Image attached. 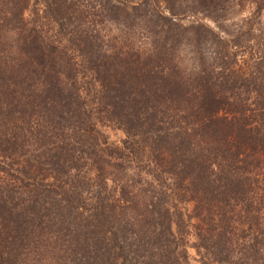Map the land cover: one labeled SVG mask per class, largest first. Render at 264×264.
I'll return each instance as SVG.
<instances>
[{"label":"trees","instance_id":"obj_1","mask_svg":"<svg viewBox=\"0 0 264 264\" xmlns=\"http://www.w3.org/2000/svg\"><path fill=\"white\" fill-rule=\"evenodd\" d=\"M97 1L0 0V264H264V4ZM118 13L190 76L109 54Z\"/></svg>","mask_w":264,"mask_h":264},{"label":"rangeland","instance_id":"obj_2","mask_svg":"<svg viewBox=\"0 0 264 264\" xmlns=\"http://www.w3.org/2000/svg\"><path fill=\"white\" fill-rule=\"evenodd\" d=\"M29 4H34L38 2L37 6L39 8L38 12L41 15H44L45 6L43 3H41L42 0H27ZM69 2V11L72 9H75V7L81 8L83 14V18L79 20L78 25L80 26L83 23H88L89 21L93 22V25L95 26L97 22L94 20L97 19V16L94 12V8L89 5V3H97V0H67ZM101 1V0H100ZM110 1V0H109ZM234 3H237L241 5L235 6V14L233 17L232 22H237L238 16L239 18L243 17H249L251 16V12L254 11V3H261L264 4V0H231ZM88 6L86 7L85 5ZM76 10V9H75ZM184 12L179 14L176 17V22L179 25L180 31H187V33H191L192 29L197 28V21H200L197 19L198 14H196L194 11H189L187 8L183 10ZM165 15H168V12L164 11ZM261 18H264V8L261 10ZM126 14H119L118 17L119 20H113V21H103L101 24H99L101 28V32L106 34L108 36V45L106 48H108L109 54H121L122 51H125L127 53L132 52L133 50H136L143 60L148 63L149 65L155 66L158 68L164 67L166 71L170 74V77L173 79H177L178 73H180V76L182 79L186 78L187 76H190V63L192 61L191 57H194L192 52H188V48H178L177 50H160L157 49L152 43H149V41L144 38L145 30L147 29L145 26L140 29L138 26H132V21L129 20L128 17H126ZM209 26H212V22L210 20L201 21ZM129 35V38H128ZM190 36V34H188ZM131 37V38H130ZM264 44L261 42V47L256 49L254 53L252 54L248 52V50L243 49L242 52L237 57L238 61H240L242 58L244 59L242 65L245 63V65L249 64L251 61V58L257 56L258 51H260V48H263ZM241 62V61H240ZM241 65V66H242ZM244 65V66H245ZM247 67V66H246ZM221 69H219V72ZM242 71V68L240 67L235 68L234 73L230 74V80H233L235 83H239L243 80L250 81L249 79H238L237 74L238 72ZM245 71V70H244ZM193 240V236H188V241ZM189 254H192V250H188Z\"/></svg>","mask_w":264,"mask_h":264}]
</instances>
